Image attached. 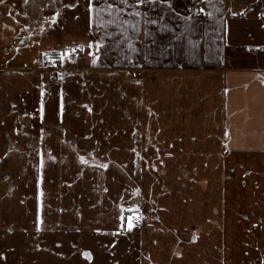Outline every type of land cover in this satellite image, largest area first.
Returning a JSON list of instances; mask_svg holds the SVG:
<instances>
[{"label":"crops","instance_id":"0c3cea01","mask_svg":"<svg viewBox=\"0 0 264 264\" xmlns=\"http://www.w3.org/2000/svg\"><path fill=\"white\" fill-rule=\"evenodd\" d=\"M253 1L4 0L0 229L118 234L129 212L138 264H191L181 237L214 216L209 176L264 191V0L240 15ZM38 30V54H16ZM69 47L57 72L40 62Z\"/></svg>","mask_w":264,"mask_h":264},{"label":"rangeland","instance_id":"374dc122","mask_svg":"<svg viewBox=\"0 0 264 264\" xmlns=\"http://www.w3.org/2000/svg\"><path fill=\"white\" fill-rule=\"evenodd\" d=\"M41 33L38 30L33 37L19 41L14 52L23 58L38 54L45 44L40 38ZM50 45L52 49L58 47L51 41ZM75 50L78 48H65L56 52L55 57L50 55L53 52L44 50L39 53L40 62L49 69L50 59L60 60L63 55L75 58ZM60 68L49 71L57 72ZM197 162L192 161L194 179H197L196 172L202 165ZM224 180V189L220 190L216 188L218 177L209 176L210 201L214 200L207 204V208L210 217L214 216L205 224L194 218L189 224L192 225L189 229L191 235L181 237V241L189 242L193 236L192 245L196 247L187 262L203 264L204 261L208 264L203 254L208 255L211 250L217 264L221 262V256L224 264H264V191H248L247 181L239 182L233 174H227ZM138 218L130 215L124 232L118 234L67 235L0 229V264H138Z\"/></svg>","mask_w":264,"mask_h":264},{"label":"trees","instance_id":"16d2710c","mask_svg":"<svg viewBox=\"0 0 264 264\" xmlns=\"http://www.w3.org/2000/svg\"><path fill=\"white\" fill-rule=\"evenodd\" d=\"M230 1H231V7H232V9H236V7H235V2H233V0H230ZM260 1H261V0H254L252 3H250V4L246 5L245 7H243V10H242V12H240V15H242V14H244V13L250 11L251 9L255 8V7L259 4ZM261 17H262V19H263V21H264V11L261 13ZM50 55L55 57V56H57V53H56V52H53V53L50 54ZM130 215H132V214L129 213V212H126V213H125L124 225H125V223H126L127 218H128Z\"/></svg>","mask_w":264,"mask_h":264},{"label":"built area","instance_id":"2783aa9c","mask_svg":"<svg viewBox=\"0 0 264 264\" xmlns=\"http://www.w3.org/2000/svg\"><path fill=\"white\" fill-rule=\"evenodd\" d=\"M78 53V50H75L73 56H76ZM61 67V62L59 59L57 58H53V59H50L48 61V68L49 69H53V70H56V69H59Z\"/></svg>","mask_w":264,"mask_h":264},{"label":"snow or ice","instance_id":"6c2138e0","mask_svg":"<svg viewBox=\"0 0 264 264\" xmlns=\"http://www.w3.org/2000/svg\"><path fill=\"white\" fill-rule=\"evenodd\" d=\"M25 2H27V0H25ZM125 2H126V0H125ZM135 2H136V4H144V3H146L147 2V0H135ZM163 2L164 3H167L168 2V0H163ZM4 3V0H0V4H3ZM201 11H203V9H201ZM136 16H140L141 15V13L139 12V11H136L135 13H134ZM152 23H155V21H151ZM93 63H95V60H93ZM82 161L84 160V158L83 157H81L80 158ZM86 162V161H85Z\"/></svg>","mask_w":264,"mask_h":264}]
</instances>
